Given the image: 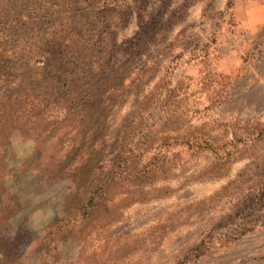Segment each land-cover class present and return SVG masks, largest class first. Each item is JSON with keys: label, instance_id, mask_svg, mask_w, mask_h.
I'll use <instances>...</instances> for the list:
<instances>
[{"label": "rangeland", "instance_id": "374dc122", "mask_svg": "<svg viewBox=\"0 0 264 264\" xmlns=\"http://www.w3.org/2000/svg\"><path fill=\"white\" fill-rule=\"evenodd\" d=\"M89 4L106 70H133L139 94L98 136L12 131L0 116V264H264V24L250 28L249 0ZM169 118L193 141L163 147L167 173L142 188L149 142L123 131L157 144Z\"/></svg>", "mask_w": 264, "mask_h": 264}, {"label": "trees", "instance_id": "16d2710c", "mask_svg": "<svg viewBox=\"0 0 264 264\" xmlns=\"http://www.w3.org/2000/svg\"><path fill=\"white\" fill-rule=\"evenodd\" d=\"M89 1L0 0V116L8 119L10 130L30 133L49 130L53 124L51 131L82 126L98 136L106 131L108 116L118 102L125 103L121 98L139 94L133 70L122 71V65L113 66L110 72L106 70V29ZM147 106L146 101L140 104V108ZM139 109L133 116L135 121L144 114ZM51 117L56 120H50ZM174 122L169 118L160 125L163 134L155 137L157 144L148 139L152 137L150 131L145 134L147 142L133 141L130 125L123 131V140L129 137L126 140L136 145L149 142L135 153L142 188V178L150 175L156 182L160 174L167 173L164 163L169 158L166 160L162 153L163 147L193 141L192 136L171 135V128L167 127ZM152 149L162 156L153 153L150 162L143 163L146 152ZM102 155L88 160L105 162ZM120 157L119 162L127 167L129 157L119 154Z\"/></svg>", "mask_w": 264, "mask_h": 264}, {"label": "crops", "instance_id": "0c3cea01", "mask_svg": "<svg viewBox=\"0 0 264 264\" xmlns=\"http://www.w3.org/2000/svg\"><path fill=\"white\" fill-rule=\"evenodd\" d=\"M249 2L250 6L247 13L251 22L249 26L252 30H257L264 24V0H249Z\"/></svg>", "mask_w": 264, "mask_h": 264}]
</instances>
